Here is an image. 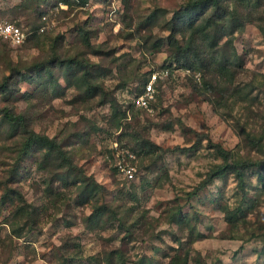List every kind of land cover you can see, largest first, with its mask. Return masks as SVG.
Returning a JSON list of instances; mask_svg holds the SVG:
<instances>
[{
    "label": "rangeland",
    "instance_id": "obj_1",
    "mask_svg": "<svg viewBox=\"0 0 264 264\" xmlns=\"http://www.w3.org/2000/svg\"><path fill=\"white\" fill-rule=\"evenodd\" d=\"M191 1L0 0V264H264V37Z\"/></svg>",
    "mask_w": 264,
    "mask_h": 264
},
{
    "label": "trees",
    "instance_id": "obj_2",
    "mask_svg": "<svg viewBox=\"0 0 264 264\" xmlns=\"http://www.w3.org/2000/svg\"><path fill=\"white\" fill-rule=\"evenodd\" d=\"M254 5L255 4L252 0H192L191 2L187 3L186 8L183 11V14H187V13L194 12V11H200V13L203 14L204 12H207L210 10L211 13L209 16H207V19H206V26H205L206 29L218 21H222L226 23L229 21L230 18H235L239 22V26H244L245 24H254L255 27H257L260 34H262V36L264 37V27L260 23L262 19L260 17H254L253 15ZM42 16L44 15H40L39 24L36 25L34 32H37V30L45 24V22L41 19ZM182 16L183 15L176 16L174 17V19L176 18L177 20H181ZM15 26L18 27L17 25ZM239 26L236 24H233L232 28H238ZM41 33H44V31ZM221 35L222 34L219 33V37ZM21 44L16 45V46H11L9 45L8 42L0 40V45L8 46L10 48L20 47ZM188 49L189 48H187L186 50L183 48L182 49L178 48V53H180L182 56L185 57V53L187 52ZM196 52L198 53L199 49H197ZM71 64H76V62L72 61ZM221 66L222 65H219L218 63H216V61L213 60V57H211V60L207 62V65L205 68L213 67L214 72L217 73V72L225 70L230 65L228 64L226 66H222V67ZM85 68L87 67L85 66ZM10 80H11L10 77L2 79L1 84H0V92L3 93L5 91V89L10 84ZM138 94H140V92ZM130 104L134 106L133 103H130ZM2 113L11 124H17V123L19 125L21 124L22 126H24V129H25L26 122L22 115L13 114L12 112L6 109H3ZM24 133L28 137L27 138L28 143L34 139H39L43 141L48 140L46 137H41V136L39 137L29 130H26ZM256 145L257 144H254V146ZM220 154L223 159V165L216 167V169L212 171L211 176L213 175L221 176L223 175L224 171L227 170L230 173H233V175L235 176L238 182V185L241 186V184L243 183V174H242V171L244 170L243 168L250 166L251 163L243 162V161H238L237 163H230L231 157L229 153L220 150ZM251 165H253V163Z\"/></svg>",
    "mask_w": 264,
    "mask_h": 264
},
{
    "label": "built area",
    "instance_id": "obj_3",
    "mask_svg": "<svg viewBox=\"0 0 264 264\" xmlns=\"http://www.w3.org/2000/svg\"><path fill=\"white\" fill-rule=\"evenodd\" d=\"M41 19L46 24L45 16H42ZM44 29L45 26L43 25L38 31L43 32ZM0 40L8 42L11 46H16L23 43L24 37L18 27L12 23L0 20ZM156 78V75H150L149 79L144 83L141 93L133 98L132 103L134 107L143 110L149 109L150 101L153 100L152 85ZM116 168L126 181H130L133 178V169L130 166L117 162Z\"/></svg>",
    "mask_w": 264,
    "mask_h": 264
}]
</instances>
